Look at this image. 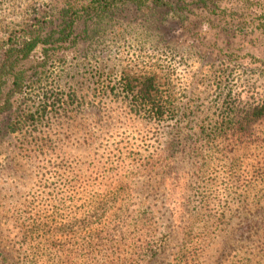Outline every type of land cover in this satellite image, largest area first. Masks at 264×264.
I'll return each mask as SVG.
<instances>
[{"label":"trees","instance_id":"1","mask_svg":"<svg viewBox=\"0 0 264 264\" xmlns=\"http://www.w3.org/2000/svg\"><path fill=\"white\" fill-rule=\"evenodd\" d=\"M21 2L30 3L27 18L0 30V143L8 136H18L16 149L28 161H46L52 149L48 139L32 136L38 126L43 127L41 120L53 113L68 117L79 99L74 91L60 97L42 93L43 100L32 111L26 107L27 100L33 86L40 83L33 77H39L51 61L65 55L81 56L78 40L88 37L90 26L100 24L99 17L111 19L134 4L144 25L162 32L155 37L161 38L158 45L165 53L179 51V44L171 40L174 29L196 33L209 37L203 46L207 55L216 53L213 59L218 65L264 74V0H0V7L14 10L24 5ZM213 30L217 31L211 38ZM212 46L214 50L209 49ZM205 57L203 53L200 60ZM168 87L156 72L146 70L121 74L118 81L103 84L101 93L117 91L135 114L160 125L174 118ZM216 112L215 120L201 121L186 137L189 141L179 144L181 153L191 159L190 185L198 183L204 188L200 195L184 191L177 220L184 235L195 231L188 222L199 216L219 227L235 217L243 222L264 220V99L227 91ZM163 154L154 148L145 160L148 163L149 158ZM117 160L123 165L122 158ZM40 169L35 178L43 183L41 194H28V200L12 206L0 205V264H150L158 256L164 245L154 231V220L160 212L151 205L142 211L130 209L126 199L133 197L134 189L127 177L113 174L110 192L101 196L89 182L72 196L63 190L60 166L48 172L44 162ZM97 173L100 183L107 181L104 171ZM64 207L66 221L58 216ZM171 225L177 227L174 222ZM251 260L263 264L264 252L255 253Z\"/></svg>","mask_w":264,"mask_h":264},{"label":"rangeland","instance_id":"2","mask_svg":"<svg viewBox=\"0 0 264 264\" xmlns=\"http://www.w3.org/2000/svg\"><path fill=\"white\" fill-rule=\"evenodd\" d=\"M20 4L24 5L14 10L0 7V30L27 18L30 3ZM135 9L134 4L121 12L115 11L111 19L99 17L100 24L90 26L88 37L78 40L81 56L65 55L51 61L39 73L40 78L33 77L40 83L33 86L32 97L27 100L26 107L32 111L43 100L42 93L60 97L74 91L79 98L78 105L70 107L73 111L68 117L48 114V120H41L43 127L38 126L32 132L37 140L46 138L52 143L44 161L47 171L60 166L66 186L63 190L72 196L88 182L89 186H96L95 192L101 196L110 192L108 185L115 179L113 174L119 172L127 177L128 185L134 189L133 197L126 199L130 209L142 211L151 205L160 212H156L154 231L164 247L150 264H253V255L264 252L261 244H264V220L243 222L235 217L219 227L199 216L188 222L195 231L186 235L177 225L184 191L191 196L204 191L198 183L190 185L191 159L179 148L189 141L185 139L196 130L195 125L215 120L219 113L216 107L221 106L227 91L242 94L243 98L248 95L264 99V74L261 70L218 65L213 59L216 53L214 57L207 55L203 46L208 44L209 37L184 34L174 28L171 40L179 44V51L165 53L158 45L161 38L155 37L162 32L146 27ZM215 31L211 32V38ZM209 49L214 50L213 46ZM203 53L205 61L200 60ZM146 70L156 72L165 87L169 85L174 118L164 124L135 114L131 104L117 91L101 93L103 84L118 81L121 74ZM17 138L11 135L0 143V198L6 199L0 202L1 206L22 203L30 198L28 194L38 196L45 190L35 178L44 162L23 159L16 149ZM154 148L164 154L154 155L147 163L145 159ZM117 158L124 160L123 165ZM97 171H104L107 181L100 183ZM122 184L125 185V180ZM64 205L67 207L68 202ZM196 206L197 210L198 203ZM65 207L57 210L63 220L68 212ZM168 215H173L172 220L167 219ZM170 222L177 227L170 228ZM225 224H229L226 229ZM169 228L172 231L165 238Z\"/></svg>","mask_w":264,"mask_h":264}]
</instances>
